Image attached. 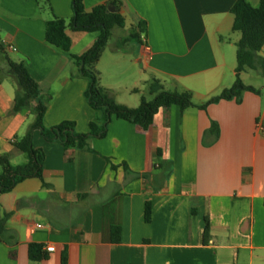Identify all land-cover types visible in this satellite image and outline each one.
Masks as SVG:
<instances>
[{
  "label": "crops",
  "instance_id": "crops-1",
  "mask_svg": "<svg viewBox=\"0 0 264 264\" xmlns=\"http://www.w3.org/2000/svg\"><path fill=\"white\" fill-rule=\"evenodd\" d=\"M48 1L0 0V38L41 92V103L14 112L17 83L2 77L0 155L13 165L23 154L14 143L34 122L37 105L46 107L47 128L72 121L88 133L102 119L88 104V80L71 57L99 34L69 29L70 52L51 45L47 23L69 21L73 10L72 0ZM113 1L84 4L90 12ZM237 1L117 0L129 33L108 44L98 62L101 85L129 108L153 98L154 80L192 92L197 105L221 95L236 81ZM246 1L258 7L261 0ZM140 21L147 32L129 40ZM259 55L264 58V47ZM0 67L7 72L1 58ZM241 79L264 89L258 71L246 70ZM34 146L45 153L43 181L27 179L0 194V264H264V94L245 92L205 110L174 105L161 109L148 129L114 118L106 137L83 149L48 142L36 131ZM30 244L56 250L34 261Z\"/></svg>",
  "mask_w": 264,
  "mask_h": 264
},
{
  "label": "trees",
  "instance_id": "trees-1",
  "mask_svg": "<svg viewBox=\"0 0 264 264\" xmlns=\"http://www.w3.org/2000/svg\"><path fill=\"white\" fill-rule=\"evenodd\" d=\"M38 2L42 6L49 5L48 0H38ZM109 6H114L118 11L110 12ZM72 10L73 16L69 21L54 17L47 23L46 40L62 51L70 52L72 40L68 35L69 29L75 32L99 34L87 51L81 55H71V57L82 77L88 80L85 97L92 109L102 113L101 123H91L88 133L78 132L76 123L72 121H64L47 128L43 123L46 107L43 105L34 107L32 109L35 115L34 122L25 136L14 143L17 150L26 155L27 162L14 166L8 155H0V194L11 192L19 183L27 179L37 178L43 181L45 153L34 146L36 131H40L48 142L60 141L68 149H83L92 139L106 137L108 127L114 118L148 129L161 109H168L174 105L179 106L182 112L191 109L205 110L209 105L223 100L240 99L245 92L264 94V89L248 86L241 79V74L246 70H255L264 76V58L259 55L264 47V0L260 1L258 7L250 5L246 0H238L233 6L234 31L241 33V39L237 43L236 81L231 88L224 90L221 95L203 105L195 104L192 92L167 90L158 80L151 83L150 94L153 96L151 100L143 97L138 108H129L119 104L101 85L97 64L113 36V31L116 28H125V18L119 12L120 4L116 0L107 5H98L88 12L84 0H72ZM146 32V22L140 21L132 27L129 40L140 41L141 36ZM0 58L7 67V72L0 67V83L3 75L7 74L15 79L18 86L13 111L24 112L31 109L33 103L39 104L41 92L38 83L30 75L24 63L16 62L9 57L1 38ZM151 215V206L147 204L146 222L151 221ZM3 223L4 220L0 223L1 230H3ZM210 232V223L206 218L204 233L206 242L209 240ZM48 253L43 245L30 244L29 246V257L34 261L47 259Z\"/></svg>",
  "mask_w": 264,
  "mask_h": 264
},
{
  "label": "rangeland",
  "instance_id": "rangeland-1",
  "mask_svg": "<svg viewBox=\"0 0 264 264\" xmlns=\"http://www.w3.org/2000/svg\"><path fill=\"white\" fill-rule=\"evenodd\" d=\"M128 32V28L127 29H119V28H116L114 31H113V36L109 42V44L111 45H114L116 43V41L118 39H121L124 35H126ZM129 46V49L131 50V48H133L132 44L131 45H128ZM9 57L13 60H17V55L15 53H9L8 54ZM149 100V99H148ZM151 100V99H150ZM27 162V157L25 154H22L21 157L19 159H15V162H14V165H23ZM0 172H1V167H0Z\"/></svg>",
  "mask_w": 264,
  "mask_h": 264
},
{
  "label": "built area",
  "instance_id": "built-area-1",
  "mask_svg": "<svg viewBox=\"0 0 264 264\" xmlns=\"http://www.w3.org/2000/svg\"><path fill=\"white\" fill-rule=\"evenodd\" d=\"M7 48H8V50H10V51H16V48H14V47H12V46H8ZM42 227H43V226H42L41 224H37V225H35V228H37V229H40V228H42ZM46 250H47L48 252H54V251L56 250V248H55V247H47Z\"/></svg>",
  "mask_w": 264,
  "mask_h": 264
},
{
  "label": "water",
  "instance_id": "water-1",
  "mask_svg": "<svg viewBox=\"0 0 264 264\" xmlns=\"http://www.w3.org/2000/svg\"><path fill=\"white\" fill-rule=\"evenodd\" d=\"M108 9L112 13H116L117 12V9L114 6H109Z\"/></svg>",
  "mask_w": 264,
  "mask_h": 264
}]
</instances>
